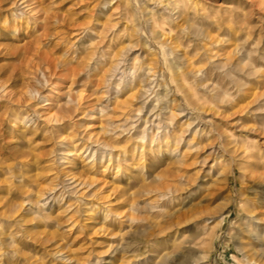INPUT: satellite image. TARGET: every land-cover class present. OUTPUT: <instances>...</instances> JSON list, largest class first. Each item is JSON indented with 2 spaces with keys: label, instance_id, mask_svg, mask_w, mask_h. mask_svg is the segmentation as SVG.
<instances>
[{
  "label": "rangeland",
  "instance_id": "rangeland-1",
  "mask_svg": "<svg viewBox=\"0 0 264 264\" xmlns=\"http://www.w3.org/2000/svg\"><path fill=\"white\" fill-rule=\"evenodd\" d=\"M263 167L264 0H0V264H264Z\"/></svg>",
  "mask_w": 264,
  "mask_h": 264
},
{
  "label": "bare ground",
  "instance_id": "bare-ground-1",
  "mask_svg": "<svg viewBox=\"0 0 264 264\" xmlns=\"http://www.w3.org/2000/svg\"><path fill=\"white\" fill-rule=\"evenodd\" d=\"M49 113L50 112H47L46 115H49ZM254 158L257 159V161H253V162L251 161L247 163L246 169H248L251 174H258L260 173V169H261L259 166L258 160L263 159V158L260 156H257V157L255 156ZM255 201L258 202V206H255V204L253 205L252 203H247V205H245V213H244V216L246 217V219L249 220L248 223L250 227V229L248 230V233L245 234L247 237V243L245 244V246H242L244 249H246V247H249V249L244 252L245 258L248 260V263H251V262L255 263L256 259L264 258V248H263L264 246V219L262 218V216H264V211L260 210V209H264V193H261L260 198H257V200ZM195 238L196 237H194L193 239Z\"/></svg>",
  "mask_w": 264,
  "mask_h": 264
}]
</instances>
